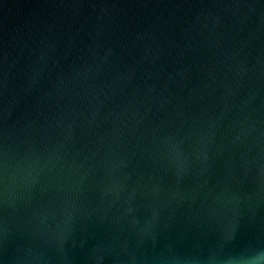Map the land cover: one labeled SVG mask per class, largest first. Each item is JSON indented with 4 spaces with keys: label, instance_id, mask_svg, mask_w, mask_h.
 <instances>
[{
    "label": "water",
    "instance_id": "1",
    "mask_svg": "<svg viewBox=\"0 0 264 264\" xmlns=\"http://www.w3.org/2000/svg\"><path fill=\"white\" fill-rule=\"evenodd\" d=\"M0 264H264V0H0Z\"/></svg>",
    "mask_w": 264,
    "mask_h": 264
}]
</instances>
